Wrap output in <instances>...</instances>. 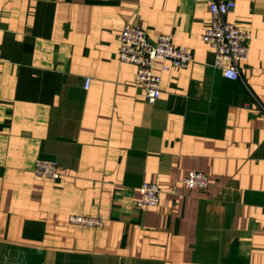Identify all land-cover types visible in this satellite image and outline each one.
<instances>
[{"label": "crops", "instance_id": "1", "mask_svg": "<svg viewBox=\"0 0 264 264\" xmlns=\"http://www.w3.org/2000/svg\"><path fill=\"white\" fill-rule=\"evenodd\" d=\"M208 2L0 0V264H264V0L227 15L251 34L237 79L201 39ZM126 23L192 55L155 62L152 103L118 58ZM190 171L205 190L180 183ZM144 181L157 205L136 206Z\"/></svg>", "mask_w": 264, "mask_h": 264}, {"label": "built area", "instance_id": "2", "mask_svg": "<svg viewBox=\"0 0 264 264\" xmlns=\"http://www.w3.org/2000/svg\"><path fill=\"white\" fill-rule=\"evenodd\" d=\"M208 5L210 24L202 33L201 39L214 49L213 66L225 78L237 79L241 63L248 58L251 34L227 20V15L235 10V0H209ZM119 42V60L136 66L135 85L143 90L150 103L161 94V78L153 71L155 62L162 61L161 69L166 71L171 67H187L192 61V55L186 48L177 47L173 43L172 34L163 33L156 38H150L139 24L126 23L120 33ZM89 83L90 78H85L84 87L87 88ZM33 172L39 177L49 179H57L61 175L56 161L38 160L33 165ZM180 183L190 189L205 190L209 181L204 172L190 171ZM139 191L140 197L135 203L137 207L159 203L161 189L157 183L144 181ZM68 223L99 228L103 225V217L101 214H71Z\"/></svg>", "mask_w": 264, "mask_h": 264}]
</instances>
